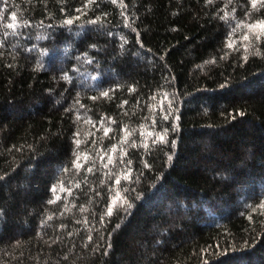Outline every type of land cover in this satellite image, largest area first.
<instances>
[{
	"label": "trees",
	"instance_id": "trees-1",
	"mask_svg": "<svg viewBox=\"0 0 264 264\" xmlns=\"http://www.w3.org/2000/svg\"><path fill=\"white\" fill-rule=\"evenodd\" d=\"M261 21L0 0V264H264Z\"/></svg>",
	"mask_w": 264,
	"mask_h": 264
},
{
	"label": "snow or ice",
	"instance_id": "snow-or-ice-1",
	"mask_svg": "<svg viewBox=\"0 0 264 264\" xmlns=\"http://www.w3.org/2000/svg\"><path fill=\"white\" fill-rule=\"evenodd\" d=\"M258 2H261L262 5H264V0H252V6H253V8L256 7V5H257ZM12 20L15 21L16 20V17L13 16L12 17ZM65 23L71 24L72 21L71 20H66ZM8 27L9 28H14L15 25L14 24H9ZM248 29H249V32H253V34L256 35V38L259 39L260 38V35L264 34V21L258 22L256 24L249 25L248 26ZM256 29H259L260 32L259 33H256L255 32ZM248 38L249 37L247 35L244 37L245 40H247ZM229 46H231V45H229ZM104 95H107V93H104ZM105 134H107V130H106V133ZM109 162H111V157H109ZM116 182L119 183V180H117ZM108 214L109 215L111 214V209H109Z\"/></svg>",
	"mask_w": 264,
	"mask_h": 264
}]
</instances>
